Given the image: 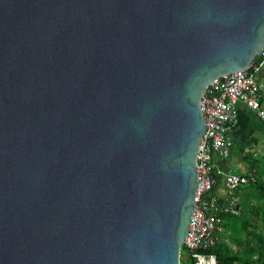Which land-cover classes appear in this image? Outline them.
Returning <instances> with one entry per match:
<instances>
[{
    "label": "water",
    "instance_id": "obj_1",
    "mask_svg": "<svg viewBox=\"0 0 264 264\" xmlns=\"http://www.w3.org/2000/svg\"><path fill=\"white\" fill-rule=\"evenodd\" d=\"M264 45V0H0V264H180L200 100Z\"/></svg>",
    "mask_w": 264,
    "mask_h": 264
},
{
    "label": "built area",
    "instance_id": "obj_2",
    "mask_svg": "<svg viewBox=\"0 0 264 264\" xmlns=\"http://www.w3.org/2000/svg\"><path fill=\"white\" fill-rule=\"evenodd\" d=\"M264 65V45L247 69L215 78L204 90L200 111L204 121V133L196 156L197 187L194 213L191 216L182 248L191 264H218L213 253H207L218 241L219 214L238 213L240 187L257 181L255 172L221 171L214 159L227 161L230 154L229 133L236 124V107L243 103L253 111L264 126V83L255 75ZM223 177L224 203L215 191L217 177Z\"/></svg>",
    "mask_w": 264,
    "mask_h": 264
},
{
    "label": "crops",
    "instance_id": "obj_3",
    "mask_svg": "<svg viewBox=\"0 0 264 264\" xmlns=\"http://www.w3.org/2000/svg\"><path fill=\"white\" fill-rule=\"evenodd\" d=\"M259 83H264V65L261 71L255 75ZM264 108V96L262 100ZM237 119L233 130L229 133L230 152L238 150V157L241 165L234 168L232 160L224 161L215 156L216 165L221 171L226 172H255L257 178L264 185V166L259 162L260 153L257 151L259 142L264 141V126L256 114L246 108L243 103L236 107ZM263 136V139H262ZM261 139V140H260ZM264 156V154H263ZM264 158V157H263ZM223 177H217L215 191L220 195V202L224 203ZM242 194H245L242 196ZM237 195L238 213L225 214L220 218L222 231L218 233L219 243L223 244L224 252L221 256L223 264H256L259 248L262 244L259 237L263 236L262 221L264 219V196L252 187H240ZM257 201V203H256ZM216 256V255H215ZM217 258V257H216ZM184 259L189 263L190 260L185 255ZM218 262V259H217Z\"/></svg>",
    "mask_w": 264,
    "mask_h": 264
},
{
    "label": "trees",
    "instance_id": "obj_4",
    "mask_svg": "<svg viewBox=\"0 0 264 264\" xmlns=\"http://www.w3.org/2000/svg\"><path fill=\"white\" fill-rule=\"evenodd\" d=\"M250 186L252 187L254 190H256L257 192L259 191V193H261L264 196V185L261 182L260 179L257 178V181L254 184H247L244 186ZM242 186V187H244ZM261 209L264 210V208L262 207ZM264 213V211H263ZM225 214H219L220 218H223ZM226 216V215H225ZM262 233L263 236L259 237V241L262 244V246L259 248V253H258V258L256 260V264H264V219L262 221ZM223 244H221V242L219 243V239L215 245V247H212L211 249H209V251H206L207 253H213L216 255L217 259H218V264H223V262L221 261V256H223V252L225 251L223 248ZM183 251V253L186 255L185 250L182 248L181 252ZM180 264H185L183 259H182V255L180 254ZM189 264H191V262H189Z\"/></svg>",
    "mask_w": 264,
    "mask_h": 264
},
{
    "label": "rangeland",
    "instance_id": "obj_5",
    "mask_svg": "<svg viewBox=\"0 0 264 264\" xmlns=\"http://www.w3.org/2000/svg\"><path fill=\"white\" fill-rule=\"evenodd\" d=\"M262 139H263V136H262ZM261 140V139H260ZM257 151H259V153H260V159H259V162H261L262 163V165L261 166H264V156H263V154H264V141H262L261 143L259 142V145H257ZM230 159L232 160V164H234V165H237V166H234V168H238V166H240L241 165V159H240V157H238V150L236 149V150H234V151H232V152H230V154H229V161H230ZM245 194H242V196H244ZM256 203H257V201H256ZM181 255H182V259H183V261H184V263L185 264H189L188 262H187V260L186 259H184V256H185V254L183 253V251L181 252Z\"/></svg>",
    "mask_w": 264,
    "mask_h": 264
}]
</instances>
